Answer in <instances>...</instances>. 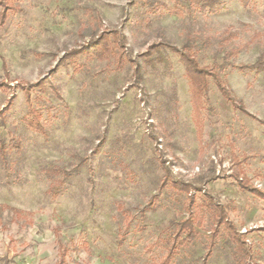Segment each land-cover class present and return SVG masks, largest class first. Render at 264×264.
<instances>
[{"label":"rangeland","instance_id":"obj_1","mask_svg":"<svg viewBox=\"0 0 264 264\" xmlns=\"http://www.w3.org/2000/svg\"><path fill=\"white\" fill-rule=\"evenodd\" d=\"M179 1L12 0L0 23V109L10 103L0 118V264H55L59 243L64 264H159L173 221L189 216L198 236L168 264H202L207 249L204 264H264V204L233 175L264 189V69L236 67L264 60V0L177 14ZM111 30L123 47L59 60ZM155 43L163 59H140ZM185 43L255 118L210 78L197 129L171 49ZM229 50L238 52L225 58ZM36 81L44 89L29 86ZM35 116L42 132L27 124ZM233 155L247 159L238 165ZM172 180L196 187L192 203ZM215 203L226 204L243 250L223 225L212 237Z\"/></svg>","mask_w":264,"mask_h":264},{"label":"trees","instance_id":"obj_2","mask_svg":"<svg viewBox=\"0 0 264 264\" xmlns=\"http://www.w3.org/2000/svg\"><path fill=\"white\" fill-rule=\"evenodd\" d=\"M238 1L243 7H248L252 4V0H238ZM149 4L151 5V7H154L152 2H149ZM158 4L165 5L162 2ZM221 4H222L221 0H181L176 4H174L171 8H172V12L181 14L185 10L191 11L194 9L200 12L214 11ZM13 8L14 5L12 0H0V23L4 21V19L7 17L8 12ZM110 34L113 35V39L111 41L112 46L108 45ZM124 39H125L124 35L117 30L102 32L94 40H91L89 43L85 45H81L78 48H71L65 51L64 55L59 60L66 61L68 59H76L79 55H91V54L96 55L98 58H103L105 53L110 51L112 48H115L117 46L123 47ZM159 47L160 46L156 43L152 44L147 51L140 54L139 56L140 59H143V61H146L148 63H152L153 58H158L159 60L163 59V57L159 55ZM171 49L178 54L179 61L183 65L185 75L188 78L190 84L192 112L194 117V123L197 126V129L198 128L200 129L201 110L204 107L203 97L208 89L210 78L214 81V84L217 90L219 91L220 95L226 101H228L233 108L239 109L241 112L245 113L246 115L255 118L253 114H251L246 110L242 102L235 98L232 90L230 89L226 81H224V79L219 76L216 69H214L212 66L201 65L198 62V60L194 56L192 47L189 44L185 43L181 50L176 47H172ZM156 51L158 52L157 56L156 55L153 56ZM237 52L238 50H229V52L225 54V58H228V56L234 55ZM236 67L240 70H243L244 68H255L257 72L261 71L264 69L263 55L260 54L257 60L252 64L249 65L239 64ZM134 73L136 80L142 82L143 67L139 61L135 62ZM40 83L41 81H36L33 83H29V86L31 88L39 86L40 89H44L43 85ZM3 85L5 84L0 82V89L3 87ZM26 95L29 97L28 92ZM9 104L10 103L8 101L0 109V118L3 117L5 115L4 113L9 109ZM26 121L30 128L39 132L43 131V126L39 123L38 116L26 119ZM258 121L264 123L263 120L258 119ZM4 148H5L4 139L0 137V152H3ZM233 158H234L233 159L234 162L240 165L243 161H246L247 156L242 155L241 157H238L236 155H233ZM163 167H164L166 181H168L169 173H170L169 169L166 166ZM233 175L240 189L248 190L254 196L261 199V201L264 204V189H260L257 186H255L250 181V178L241 170L235 171ZM169 185L174 189L188 193L189 202L192 203L193 200L190 192L192 189H196L195 186H192L189 183L178 180L170 181ZM4 207L12 209L13 212H15L16 214L20 213V211L14 207L7 205H5ZM214 207L216 211L214 217L215 226L213 229L212 237L216 235V232L218 231L217 227L223 225L231 233V237L236 242L238 249L243 250L242 240L239 238L237 232L235 231L233 223L227 219L226 204L215 203ZM194 223H195L194 218L192 216L180 218L178 220L173 221L171 241L168 244L166 253L159 264H168L174 251L178 246L184 244L186 241L194 240L198 236ZM208 250L209 249H207V251L205 252L202 258V264L206 262V259L209 256ZM66 253H67L66 248L61 243H59V250H58L59 257L55 264H64Z\"/></svg>","mask_w":264,"mask_h":264},{"label":"crops","instance_id":"obj_3","mask_svg":"<svg viewBox=\"0 0 264 264\" xmlns=\"http://www.w3.org/2000/svg\"><path fill=\"white\" fill-rule=\"evenodd\" d=\"M258 198V197H257ZM261 200V199H260ZM263 203V202H262Z\"/></svg>","mask_w":264,"mask_h":264}]
</instances>
